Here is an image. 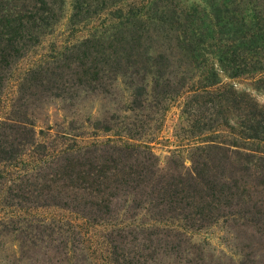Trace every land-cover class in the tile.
<instances>
[{
  "label": "rangeland",
  "instance_id": "1",
  "mask_svg": "<svg viewBox=\"0 0 264 264\" xmlns=\"http://www.w3.org/2000/svg\"><path fill=\"white\" fill-rule=\"evenodd\" d=\"M254 117L264 0H0V264H264Z\"/></svg>",
  "mask_w": 264,
  "mask_h": 264
},
{
  "label": "trees",
  "instance_id": "2",
  "mask_svg": "<svg viewBox=\"0 0 264 264\" xmlns=\"http://www.w3.org/2000/svg\"><path fill=\"white\" fill-rule=\"evenodd\" d=\"M264 118L262 119H258L256 117H254V121L252 123V133L251 135L248 137L250 139H258V141H264ZM260 155V158H264V151H258Z\"/></svg>",
  "mask_w": 264,
  "mask_h": 264
}]
</instances>
